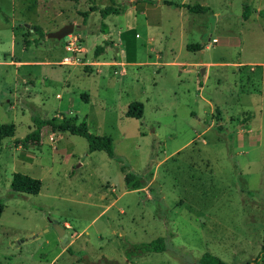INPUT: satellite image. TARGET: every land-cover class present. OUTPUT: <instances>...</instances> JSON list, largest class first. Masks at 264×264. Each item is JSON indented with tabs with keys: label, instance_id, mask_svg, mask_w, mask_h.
<instances>
[{
	"label": "rangeland",
	"instance_id": "rangeland-1",
	"mask_svg": "<svg viewBox=\"0 0 264 264\" xmlns=\"http://www.w3.org/2000/svg\"><path fill=\"white\" fill-rule=\"evenodd\" d=\"M126 2L0 0V124L14 128L0 139V264H198L205 251L245 264L260 249L264 0H145L136 7L146 5L145 15L100 14ZM196 5L206 9L190 10ZM72 16L73 54L64 47L69 34L45 36ZM101 24L117 46L103 47ZM133 25L151 38L135 50L141 64L103 63L134 56L116 36ZM96 46L104 53L94 57ZM133 102L138 118L125 116ZM70 116L108 136L113 157L87 152L83 137L50 124L38 141L15 143L33 118ZM14 172L38 179L37 194L12 192ZM125 172L144 185L125 188ZM156 237L163 252L124 254Z\"/></svg>",
	"mask_w": 264,
	"mask_h": 264
},
{
	"label": "trees",
	"instance_id": "trees-1",
	"mask_svg": "<svg viewBox=\"0 0 264 264\" xmlns=\"http://www.w3.org/2000/svg\"><path fill=\"white\" fill-rule=\"evenodd\" d=\"M72 2H78L79 0H68ZM136 1H145V0H136ZM149 2V0H146ZM127 3V2H126ZM205 6H192L190 10L196 12V11H203L205 10ZM121 12L119 9L113 7V6H105L102 9H100V14L102 16H106L108 14H118ZM260 14V11L258 12ZM247 11L246 8H244L242 12V17L246 18ZM102 28V33H104L103 27H105L103 24L100 25ZM131 33L132 39L134 40L135 36V30L129 29L124 30L119 33L120 38L125 39V55L127 53L128 55V48L127 46H131L130 49L134 51V41L132 39H129V34ZM107 43L105 42L104 45ZM187 49H196L197 47L195 45H186ZM103 47L102 46H96L93 51V56L97 57L102 52ZM126 61H132L133 57L128 56L125 58ZM141 115V105L138 102L131 103L127 110L125 111V116L128 117H135L138 118ZM76 117L70 116L67 118H64L60 120L58 123H52L51 120H40L37 118H33V122L35 124V127L33 130L28 132L26 135H24L22 138L17 139L15 143L19 142L20 145H26L29 143H34L35 141L39 140L40 131L43 125L50 124L53 128H57L62 131H67L71 134H76L81 137H83L86 140L87 143V152L95 151V150H102L104 151L108 157L112 158V143L111 139L108 136L105 135H95L87 131L86 126L83 121H80L78 123L75 122ZM14 128L12 123H3L0 124V139L2 137H11L13 135ZM123 170V168H120ZM123 184L124 187L127 189H138L141 188L144 185V180L141 176L134 174L132 172H125L123 174ZM10 189L14 193L19 194H37L40 188V181L36 178L30 177L29 175L22 174L19 172H14L11 175L10 180ZM3 208V201L0 199V214ZM262 243L260 246V249L258 253L249 261L245 262V264H264V231L262 234ZM165 250V243L164 240L161 237L153 238L149 241H140V242H133L127 249L124 250V254L127 257H136L141 256L145 253H151V252H163ZM198 264H225L219 257L211 254L210 252H203L199 258H198Z\"/></svg>",
	"mask_w": 264,
	"mask_h": 264
},
{
	"label": "crops",
	"instance_id": "crops-1",
	"mask_svg": "<svg viewBox=\"0 0 264 264\" xmlns=\"http://www.w3.org/2000/svg\"><path fill=\"white\" fill-rule=\"evenodd\" d=\"M141 4H145L144 3V1H136V2H133V0H127V7L125 6V7H123L122 9H119L121 12H119L121 15H124L125 16V14L126 13H128V11L130 10V12H132L133 11V14L134 13H136V12H141V13H143L144 15H145V12H146V5L144 6V7H139V10H137L136 11V7L139 5V6H141ZM132 10V11H131ZM77 11H78V9H77ZM145 18H144V20H145V24L146 25H149L151 22H149L148 21V19L146 18V16H144ZM159 20V17H158V19H157V21ZM65 22H67V23H69V22H71V23H77V24H79V21L74 17V16H72V18H71V20H68V21H65ZM125 26V25H124ZM127 27H125V29H126ZM132 28H134V30H135V32H136V27H135V25H133L132 26ZM121 31H117L116 32V36H117V38H118V35H119V33H120ZM111 34H112V32L111 31H108V30H106L104 33H102V35H104V38H102V39H104L105 40V36H107V38H108V40L106 39V45H104L103 47L105 48L106 47V50H107V45H108V41L109 40H111ZM135 46H134V56H133V60L132 61H125V60H123L122 58H121V54L120 55H118V60L119 61H115V60H113V61H103V63H105V64H121V63H123L124 65H138V64H141V62H139V61H137V59H136V55H135V50H136V48H137V46H140V47H146V45H147V43H149V41H150V37L149 36H146V35H144L143 37H144V39L142 38V35H140V34H138L137 32L135 33ZM10 36H12V35H9V37ZM118 40H119V38H118ZM110 42V46L111 45H113L114 47L115 46H117L116 45V42H112V41H109ZM147 42V43H146ZM110 46H109V48H110ZM139 47V48H140ZM104 48L102 49V52L104 53ZM148 48V47H147ZM118 51V50H117ZM41 63H43V62H41ZM168 63H170V61L169 62H164V64H168ZM175 64H177V62H174ZM209 63H215V62H209ZM198 64V63H197ZM200 64V63H199ZM40 65V64H39ZM119 66V65H118ZM118 69H120V67H118Z\"/></svg>",
	"mask_w": 264,
	"mask_h": 264
},
{
	"label": "water",
	"instance_id": "water-1",
	"mask_svg": "<svg viewBox=\"0 0 264 264\" xmlns=\"http://www.w3.org/2000/svg\"><path fill=\"white\" fill-rule=\"evenodd\" d=\"M80 28H83V26L80 25ZM79 29L78 25H75L71 22L69 23H65L62 26H60L58 29L47 32L45 34L46 37H50V38H55V39H62L63 37H65L68 34H71L73 32V30H77ZM204 68L200 67L199 68V73L202 74L203 73ZM59 235L63 238V241H66L65 238V234L63 233V229L59 228Z\"/></svg>",
	"mask_w": 264,
	"mask_h": 264
},
{
	"label": "built area",
	"instance_id": "built-area-1",
	"mask_svg": "<svg viewBox=\"0 0 264 264\" xmlns=\"http://www.w3.org/2000/svg\"><path fill=\"white\" fill-rule=\"evenodd\" d=\"M72 34L68 35V39L66 41V45L64 46L66 51L70 52L73 54V52H79L80 51V46L77 40L76 36H72ZM74 58L73 55L71 56H64L62 60L60 61L61 64H68L71 62V59Z\"/></svg>",
	"mask_w": 264,
	"mask_h": 264
}]
</instances>
